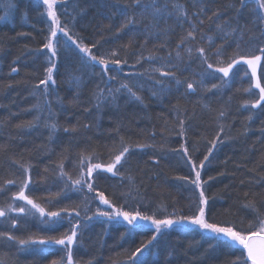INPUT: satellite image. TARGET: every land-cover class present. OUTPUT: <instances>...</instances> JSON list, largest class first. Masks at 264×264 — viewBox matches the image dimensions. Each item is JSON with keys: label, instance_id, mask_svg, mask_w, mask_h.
I'll return each mask as SVG.
<instances>
[{"label": "trees", "instance_id": "trees-1", "mask_svg": "<svg viewBox=\"0 0 264 264\" xmlns=\"http://www.w3.org/2000/svg\"><path fill=\"white\" fill-rule=\"evenodd\" d=\"M180 2L199 30L194 41H186L179 48L177 45L181 38L190 30L187 22L181 27L174 17L160 19L150 36L145 28L149 21L118 31L124 19L120 13L126 7L125 0L111 7H105L104 0H94L92 4L84 0L80 4V7H87V11L77 16L75 31L85 43H97L94 52L97 49L100 53L116 49L121 58L127 59L126 65L112 66L109 74H116L118 80L134 86L143 102L121 90L114 102L109 97L97 107L93 95L97 86L105 90L107 87H118L116 81H108L107 85L103 82L100 66L83 71V85L77 96L76 88L69 83L66 71L68 61L61 56L57 59V68L53 70L55 84L50 82L48 88L47 99L60 124L50 139V130L43 123L48 117L47 110L41 114V120L35 126L16 127L21 122L32 121L37 115L33 108L37 98L31 92L33 86L45 78V69L49 66L48 50L43 48L48 35L46 14L41 15L44 7L40 5V0H0V17H5L0 20V145H7V150L0 152V186L4 189L0 191V206L11 202V194L18 190L16 185L5 183L22 176L17 161L31 164L33 183L30 193L26 194H31L46 209L56 210L58 207L79 204L85 193L69 192L67 198L57 197L62 187L57 176L58 164L62 161L64 170L75 175L78 172V153L94 148L101 160H107L123 137L132 145L151 146L130 149L121 175L101 173L98 187L110 198L120 203L127 200L129 207L139 206L142 212L149 215L155 213L157 218L174 212L177 216L190 215L199 189L179 179L183 176L192 179L194 174L190 173L185 163L186 157L178 150L182 145L186 146L192 158L199 163L211 147L209 142L223 125L224 132L220 133L223 143H217L201 171L202 181H207L203 187L209 198V215L217 222L234 221L239 224L243 221V226H247L253 219V213L244 205L253 198V194H256L259 210L264 212V110L244 106L245 101L258 98L259 90L253 89L256 95L245 93L243 89L249 86L245 78L233 80L230 87L220 91L214 89L205 92L199 89L196 93L185 94L187 82L201 79L203 69L195 52L197 47L205 48L210 61L215 60L214 53L221 45L227 54H232L235 49L233 41L238 37L234 35L225 42L222 35L215 31L216 23L230 21L236 24L239 8V24L245 28L241 48L247 50L257 43L261 28L251 23L248 8L252 5L240 8L237 0H209L206 14L199 17L204 23L199 25L193 13L198 12L200 5L194 6L193 0ZM233 3L235 7H228ZM67 11V19L71 20L76 11L72 0H68ZM215 11L219 12V19L214 16L212 20L207 19ZM202 36H212L214 44L210 46V42L202 39ZM260 42H264V37L260 38ZM189 46L193 48L191 58L185 51ZM177 51L181 53L180 60L176 58ZM141 53L144 57L151 54L157 59L136 63ZM169 63L178 64L180 70L166 67ZM12 67H17L19 71L9 75ZM154 68L177 71V76L185 83L177 90L174 82L152 71ZM157 79L170 83L172 91L160 93L163 85L156 84ZM205 83L210 86L218 81L205 78ZM43 88L44 85H40V89ZM153 91L158 94L152 95ZM261 104L264 106V102ZM221 110L226 114L218 120L217 115ZM250 115L251 120L248 119ZM180 120L184 121V135L178 134ZM74 126L76 131H64ZM209 177L213 179L209 180ZM50 199L58 202L48 204ZM97 204L91 205L93 210ZM15 215L9 213V216ZM68 226L65 219L54 232H48L47 226L41 224L39 219L30 218L18 224L12 232L21 237H27L30 233L58 235ZM7 230L8 224L4 218H0V231ZM125 231L122 224L97 220L89 222L83 229L81 239L73 246L74 264H88L89 261L91 264H131L130 253L150 239L153 230L143 227L122 237ZM213 243L217 246L210 249L208 246ZM39 247L44 246H33ZM48 247H53V250L38 254L35 251H19L15 242L0 243V264H50L52 259L65 255L59 250L61 246ZM149 249L142 257L145 264H164L169 251L173 255L167 257L168 264H228L234 258V253H230L222 242L217 243L208 236L202 238L198 231L179 225L160 236Z\"/></svg>", "mask_w": 264, "mask_h": 264}, {"label": "snow or ice", "instance_id": "snow-or-ice-1", "mask_svg": "<svg viewBox=\"0 0 264 264\" xmlns=\"http://www.w3.org/2000/svg\"><path fill=\"white\" fill-rule=\"evenodd\" d=\"M82 2L84 0H72L76 11L72 15L71 20H68V0H40V5L44 7V12L41 15L46 14L48 21V35L45 37L46 42L43 44V48L48 50L47 63L49 66L45 69V78L40 79L39 83L33 86L31 92V95L37 98V103L33 105L37 115L32 121L17 124V128H31L35 126L40 122L41 114L45 110L48 112V117L44 119L43 123L44 127L50 130V139L60 127V124L55 119L56 114L52 111L47 97L49 95L48 88L50 82L51 84H55L53 70L57 68V59L61 56L68 61L66 71L69 83L76 88L77 96H79V91L83 85V71L100 66V75L103 82L107 85L108 81H116L118 87H107L105 90L97 86V91L93 93L97 101V107L109 97L114 102L117 98L116 94L121 92V90L126 91L130 97L143 102L142 96L138 94L137 90H134V86L127 81L118 80L116 74H109L112 71V66L126 65L128 63L127 59L121 58L116 49L103 53H100L99 49H97V52H94L93 49L97 48V43H85L83 37L75 31L77 16H82L87 11V7H80ZM86 2L92 4L94 0H86ZM208 2L209 0H193L194 6L200 5L198 12L193 13V16L197 17L199 25L204 23V20L199 17L201 14H206V4ZM237 2L240 8H245L249 4L252 5V7L248 8L251 23L261 28L260 37L256 38L257 43L247 50L241 48L245 28L239 24V8L237 9L236 24H232L230 21L216 23L215 31L222 35L225 42H227L228 38L234 37V35L238 37L233 41L235 49L232 54H227L224 46L221 45L216 48L214 53L215 60L210 61L205 48L197 47L195 52L198 53V59L203 69L200 72L201 79L199 81L187 82L185 94L189 92L196 93L199 89L205 92H212L214 89L220 91L224 87H230L232 81L235 79L243 80L247 78L249 86L244 88L243 91L252 95H256L253 89H258L259 91L258 98L245 101L244 106L250 105L252 109L261 108V110H264V106L261 104V102H264V83H262V80H264V42H260V38L264 37V0H237ZM119 3L120 0H104L105 7H111ZM125 3V9L120 13L124 19L118 31L123 30L129 25L149 21L145 25V28L147 35L150 36L153 29L158 27L157 22L160 19L166 20L168 17H174L177 24L181 27L185 22L190 26V30L187 31L186 36L181 38L177 47L179 48L186 41L190 43L196 39V33L199 30L198 25L192 23L191 17H189L184 4L180 0H125ZM11 6L14 7V5ZM228 7H235V3L228 5ZM62 16L65 17L64 20L61 19ZM213 16L219 19V12H213L212 16L207 17V19L212 20ZM4 19L5 17H0V20ZM202 39L210 42V46L214 44L212 36H202ZM185 51L188 53L189 58H191L193 48L190 46L186 47ZM169 55L171 54L169 53ZM176 58L177 60L182 59L179 51L176 53ZM156 59V56L149 54L147 57H144L141 53L136 63H140L141 60L153 61ZM72 65H76V67L73 68ZM244 65L247 67L244 68ZM165 66L170 69L175 68L177 71L180 70L178 64L169 63ZM258 69L260 70V75H258ZM18 71L17 67H12L9 75L11 73H18ZM152 71L159 72L161 77L169 78L170 82H174L177 90L185 83V81H182L177 76V71H164L161 68H154ZM138 75L142 76L143 73H139ZM205 78L217 80L218 83H212L208 86L205 83ZM155 83L163 85L160 93L172 91L170 83L166 84L163 79H157ZM40 85H44V88L40 89ZM10 86L9 84L8 87ZM157 94L156 91L152 92V95ZM205 107H208V105H205ZM225 114V111H219L217 119L219 120ZM248 119L251 120L252 116L250 115ZM179 128L178 134L184 135L185 127L183 120L179 121ZM64 131H76V127L74 126L72 129L65 128ZM223 132L224 127L221 125L216 137L209 142L211 147L208 148L207 155L199 163L192 158L186 146L182 145L178 150L183 157H186L185 163L188 164L190 173L194 174V178L192 179H189L188 176L179 177V179L187 181L195 189H199L198 198L192 204L190 215L177 216L174 212L164 218H157L155 213L149 215L142 212L139 206L129 207L127 200L120 203L114 198H110L109 195L105 194L104 190L98 187L97 181L101 173H110L112 176L121 175V169L127 163L130 149L133 147L141 149L150 147L151 145L148 144L132 145L121 137L119 146L109 153L107 160H101L100 154L94 148L81 151L78 153V172L75 175L66 172L64 164L61 161L57 166V176L62 182V187L60 192L56 194L57 197L64 196L67 198L69 192L85 193V195L79 204L58 207L56 210L46 209L31 194H26V192L30 193V185L33 183L30 175L31 164L27 161H17L22 169V176L18 179H10L5 182L7 185H16L18 190L11 194V202L0 206V218H4L8 224L7 231H0V243L15 242L19 251H35L38 254L52 251L53 247L48 246H61L59 250L63 251L65 255L59 259H52L50 264H74L73 246L81 239L83 229L88 226L89 222L97 220L101 223L122 224L126 229L122 237L143 228L145 223H150L153 235L146 242H142L129 255L131 264H145V260L142 257H145V253L150 250L149 246L153 245L154 241L175 228V226L187 224L191 226V230L198 231L202 238L208 236L217 243L222 242L230 253H234V258L230 259L228 264H264V212H261L258 208L255 200L256 194H253V198L247 200L244 205V207L253 213V219L249 221L247 226H243V221L239 224L234 221L217 222L209 215V198L206 196L203 187L207 181H202L201 171L205 167V161L212 155L217 143H223L220 137V133ZM6 150L7 145H0V152ZM173 151L177 150L173 149ZM45 171H48V169H45ZM128 179L131 180V177L129 176ZM208 179L211 180L213 177H209ZM3 190V187L0 186V191ZM245 195L247 196L248 194L245 193ZM17 201L23 203L17 204ZM57 202L54 199L47 201L48 204ZM95 202H98V204L93 210L91 205ZM9 213H15L16 215L9 216ZM30 218L39 219L41 224L47 226L48 232H54L65 219L68 220L69 226L58 235L46 234L41 236L37 233H30L27 237L14 235L12 230L22 221L26 222ZM34 245L44 247L33 248ZM216 246L217 244L213 243L209 244L208 247L211 249ZM172 255L173 253L169 251L167 257H171ZM167 257L164 264H168ZM88 264H91V261Z\"/></svg>", "mask_w": 264, "mask_h": 264}, {"label": "rangeland", "instance_id": "rangeland-1", "mask_svg": "<svg viewBox=\"0 0 264 264\" xmlns=\"http://www.w3.org/2000/svg\"><path fill=\"white\" fill-rule=\"evenodd\" d=\"M144 226L151 228L150 223H145ZM179 226H184V227H190V228H191V226H189V225H187V224L179 225ZM151 229H152V228H151Z\"/></svg>", "mask_w": 264, "mask_h": 264}, {"label": "bare ground", "instance_id": "bare-ground-1", "mask_svg": "<svg viewBox=\"0 0 264 264\" xmlns=\"http://www.w3.org/2000/svg\"><path fill=\"white\" fill-rule=\"evenodd\" d=\"M145 228H148V229H151V228H149V227H146V226H144Z\"/></svg>", "mask_w": 264, "mask_h": 264}]
</instances>
